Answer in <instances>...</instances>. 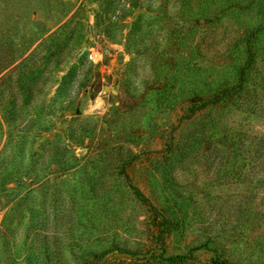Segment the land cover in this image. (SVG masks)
Masks as SVG:
<instances>
[{"label":"rangeland","instance_id":"obj_1","mask_svg":"<svg viewBox=\"0 0 264 264\" xmlns=\"http://www.w3.org/2000/svg\"><path fill=\"white\" fill-rule=\"evenodd\" d=\"M174 255L264 264V0H0V264Z\"/></svg>","mask_w":264,"mask_h":264},{"label":"trees","instance_id":"obj_2","mask_svg":"<svg viewBox=\"0 0 264 264\" xmlns=\"http://www.w3.org/2000/svg\"><path fill=\"white\" fill-rule=\"evenodd\" d=\"M246 59L247 62L246 64L241 67L238 72H237V80L236 83L231 85V86H225L222 90H219V92L213 94L211 96V98L208 99V101L206 103H217L220 99H222L223 97L228 98L230 96V91H234L240 88L242 82H243V78H244V74H245V70L246 67H248L251 63V54H252V50H251V46L247 43V47H246ZM127 185L129 186L132 195L134 196V198L142 205H144L148 212L149 215L152 219V221L156 224V226L161 227V230L158 231V233H163V229L162 227H166V225H170V222L167 220L166 217L162 216L159 214L158 210L153 207L150 202L147 200L146 197H144L141 192L135 188L134 186H132L131 184L127 183ZM168 227H166V231H167ZM169 262L168 263H172V264H180L181 262L183 263V257L182 256H169L168 257ZM211 264H229L227 262H225L224 260H222L220 258V256H216L212 259Z\"/></svg>","mask_w":264,"mask_h":264},{"label":"water","instance_id":"obj_3","mask_svg":"<svg viewBox=\"0 0 264 264\" xmlns=\"http://www.w3.org/2000/svg\"><path fill=\"white\" fill-rule=\"evenodd\" d=\"M102 90L107 91L108 90L107 86H103Z\"/></svg>","mask_w":264,"mask_h":264}]
</instances>
